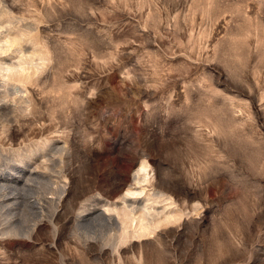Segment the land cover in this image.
Masks as SVG:
<instances>
[{
  "label": "rangeland",
  "instance_id": "1",
  "mask_svg": "<svg viewBox=\"0 0 264 264\" xmlns=\"http://www.w3.org/2000/svg\"><path fill=\"white\" fill-rule=\"evenodd\" d=\"M0 264H264V0H0Z\"/></svg>",
  "mask_w": 264,
  "mask_h": 264
},
{
  "label": "bare ground",
  "instance_id": "2",
  "mask_svg": "<svg viewBox=\"0 0 264 264\" xmlns=\"http://www.w3.org/2000/svg\"><path fill=\"white\" fill-rule=\"evenodd\" d=\"M127 192H128V190H127ZM124 200H125L124 201L125 202L124 207H123L122 211L120 210L121 212H117L118 215H122V216L124 215L129 221H131V219H134V220H136V219H140V220L149 219L150 221L155 219V216H156L155 211H156V209H154L153 205L143 204L142 203L143 201H141V202L137 201V200L136 201L135 200L131 201V200H129V197L128 198L125 197ZM118 208L121 209V207H119V206H118ZM114 209H111V211L114 210ZM116 209H117V207H116ZM107 210L108 209H106V211ZM109 216L111 217V215H109ZM111 219H113V218L111 217ZM113 220H115V219H113ZM155 220H157V219H155ZM123 221H124V219H123Z\"/></svg>",
  "mask_w": 264,
  "mask_h": 264
}]
</instances>
